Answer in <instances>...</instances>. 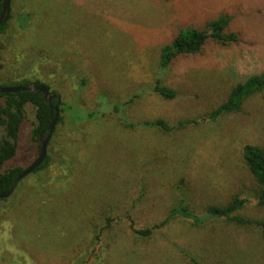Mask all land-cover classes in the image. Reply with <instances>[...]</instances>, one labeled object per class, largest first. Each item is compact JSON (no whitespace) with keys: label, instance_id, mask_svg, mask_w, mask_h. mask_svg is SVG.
<instances>
[{"label":"rangeland","instance_id":"374dc122","mask_svg":"<svg viewBox=\"0 0 264 264\" xmlns=\"http://www.w3.org/2000/svg\"><path fill=\"white\" fill-rule=\"evenodd\" d=\"M11 8L32 24L21 35L12 25L11 36L0 37L1 81L11 74L4 59L11 38L64 62L66 80L52 89L66 104L108 114L112 105L130 103L122 108L129 123L186 125L164 135L127 128L111 115L104 123H67L50 139L46 183L0 203V264H190L188 257L202 264H264L256 227L224 220L194 226L177 217L149 240L131 231L159 225L183 201L201 216L235 196L248 200L241 217L264 222L241 152L248 144L264 150V90L239 113L207 120L233 86L264 74V0H15ZM224 15L232 17L237 44L210 42L198 56L160 70V50L179 29H203ZM75 72L83 87L71 80ZM156 80L176 98L152 95ZM33 123L27 107L7 168L25 169L37 158Z\"/></svg>","mask_w":264,"mask_h":264},{"label":"trees","instance_id":"16d2710c","mask_svg":"<svg viewBox=\"0 0 264 264\" xmlns=\"http://www.w3.org/2000/svg\"><path fill=\"white\" fill-rule=\"evenodd\" d=\"M14 1L15 0H11V6H13ZM13 20H15V24L11 23ZM31 24L32 22L28 20L27 16H18L15 18L11 14L8 23L0 25V37L8 36L12 25L15 27L16 32L21 35V31L29 29ZM232 26V17L224 15L209 22L203 29H196L193 27L179 29L173 40L160 50L158 59L160 70H168L172 63L178 59L198 56L203 48L210 42L221 46L237 44L241 39L238 33L232 31ZM7 49L8 51L4 53L6 55L4 59L8 60V65L6 67L11 70V74L9 75L8 72V75H5L6 79L4 81L0 80V88H19L28 85L45 86L49 88L52 95L59 97L60 93L57 90H53L52 86L54 84L58 85V83H62L66 80V74L62 70L64 62L62 63L57 57H55L56 60H54V57H52L53 55L45 54L42 51L35 53V51L29 49L28 46L24 47L22 43L15 45L11 38L10 44H7ZM45 69L50 72L53 71V73L47 74L45 73L46 71L44 72ZM75 76V78L73 76H70V78L74 80L76 88L83 87L85 84L84 80H80L77 72H75ZM149 90L152 95L165 101H172L176 98V93L164 86L161 80H156ZM263 90L264 74L247 78L244 82L236 84L229 90L225 101L207 116V120L215 122L225 115L239 113L246 100L260 94ZM135 99L136 97L133 98V101ZM56 104L57 100L53 99L50 102V107ZM129 104L130 103H126L123 106L114 104L110 107V113L108 114L99 111L86 113L70 104L62 102L60 99V104L58 106L59 118L53 135L57 134V131L59 132V130L66 128L70 122L72 124L77 122L94 124L104 123L109 119V115L116 117V121H120L127 128L155 130L164 135H169L174 130L186 125V123H179L176 127H172L167 122L160 119L146 121L140 124L129 123L125 121L122 114V108ZM27 107L32 108L34 111V123L30 135L31 141L38 146L39 151L40 135L45 133L49 128L53 115L51 108L46 105L43 96L38 92L0 94V193L8 192L17 176L24 170L21 168L9 169L7 165L14 160L17 155L20 132L26 120ZM66 117H68L67 121L65 120ZM44 136H46V134ZM51 144L52 140L48 143L47 157L43 164L29 175V180L22 184L23 189L18 190L21 182L17 184L11 198H15V196L17 198L18 192L21 190L24 192L25 189V193H32L33 185L41 187L43 183H46V177L50 173L53 164L51 157L48 155V147H50ZM241 152L245 167L256 186L254 198L257 202V207L264 209V150L258 146L248 144L242 147ZM63 169L64 164L62 162L56 164V171L61 175L60 182L67 179ZM9 199L2 200L0 203L7 202ZM247 202L248 200L235 196L223 206L207 207L204 214L198 216L194 214L183 201L178 207L172 209L168 217L159 225L151 229L143 230H138L131 226V231L138 238L149 240L153 236L154 231L164 229L177 217L190 221L194 226H201L210 221L224 220L238 228H258L264 242V222L240 216V212L244 209ZM10 209H12V207H10L9 210ZM92 240L98 242L99 235L95 234ZM187 259L190 264H202L193 257H188ZM76 264H85V262L80 261Z\"/></svg>","mask_w":264,"mask_h":264},{"label":"water","instance_id":"95a60500","mask_svg":"<svg viewBox=\"0 0 264 264\" xmlns=\"http://www.w3.org/2000/svg\"><path fill=\"white\" fill-rule=\"evenodd\" d=\"M0 25L6 24L10 20L12 10H11V0H1L0 1ZM19 92H38L40 93L46 105L50 107V102L53 99L57 100V104L51 108L52 112V120L49 128L45 133H42L40 135V147L38 151L37 158L30 164L28 167H26L15 179L11 189L6 193H0V201L9 199L12 194L14 193L17 184L27 178L30 174H32L37 168H39L43 162L45 161L47 157V146L48 143L53 135L55 126L57 124L58 118H59V111L58 106L60 104V98L57 96H54L50 93L49 88L45 86H35V85H28L26 87H19V88H0V94H15ZM46 134V136H44Z\"/></svg>","mask_w":264,"mask_h":264}]
</instances>
